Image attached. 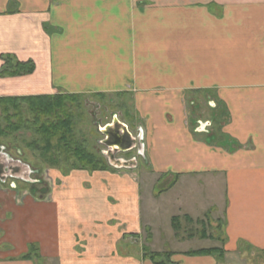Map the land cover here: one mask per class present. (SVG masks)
Wrapping results in <instances>:
<instances>
[{"label": "crops", "instance_id": "0c3cea01", "mask_svg": "<svg viewBox=\"0 0 264 264\" xmlns=\"http://www.w3.org/2000/svg\"><path fill=\"white\" fill-rule=\"evenodd\" d=\"M3 55L34 71L0 77V98L132 97L143 169L175 181L159 194L173 197L171 225L222 212V259L185 255L210 248L151 252L174 264H264V0H0V70ZM201 104L212 117L192 119ZM78 173L41 201L45 221L0 207V264H153L123 245L146 228L152 241L166 204L149 200L143 224L132 176ZM179 228L173 243L191 241ZM31 244L35 260H19Z\"/></svg>", "mask_w": 264, "mask_h": 264}, {"label": "rangeland", "instance_id": "374dc122", "mask_svg": "<svg viewBox=\"0 0 264 264\" xmlns=\"http://www.w3.org/2000/svg\"><path fill=\"white\" fill-rule=\"evenodd\" d=\"M57 95L71 97L74 96L70 102L66 103V111L72 116L73 143H75L77 146H83L84 149L91 153H95L99 157L102 156V151H104L105 153H108L107 158H111V160L114 161L122 160L123 163L121 165H126V168L123 166L121 169L115 170L118 171V173H124L126 175L132 176L131 180L141 184L143 198V224L146 220H152L154 217V214L151 215V212L149 211L147 203L149 200L153 201V197H155L156 201L154 204H166L165 214L167 218L163 217L162 215H157L158 228L156 229L155 237H153L152 241H150V243L146 241V238L149 235L151 236V229L147 230L148 228H146L145 231L142 232V239L138 237H131L129 242L130 244L124 243L123 246L125 248H129V250L132 251L133 249H138L139 247L148 248L149 246L154 251L164 250L173 252L178 250H196L202 248H215L217 246L221 247V244H223V220L221 211L215 219L211 217V214L205 215L195 221L191 220L190 222L187 221L188 219L184 220L177 218V224L180 227V230L178 231V237L182 236L184 241L188 239H191V241H186L185 243L179 244L173 243V238L171 235H173L172 229L174 226L171 225L169 218L170 215L174 214L172 206L169 204L170 199L173 197L170 194H165L162 198L159 197L158 194V192H160L162 189L167 188L168 184H165V182L160 180L156 181L155 177L150 176V174L147 173V169H143V167H146V163L143 160L145 156H141L137 149L131 151L130 153H115L113 152L114 150L106 147L107 138L105 137L104 130L107 129V127H109L110 130H115L117 127L118 130L122 132L123 130L120 126L126 123L128 133L137 138L138 120L135 111L131 106L132 97L120 95L106 96L102 94L70 95L63 93L27 97H54ZM21 107L23 114L22 118L25 122H27L26 126L14 134L7 133L8 135L0 137V146L6 149L5 152L8 153L9 156H11L16 161H19L17 163L21 169L20 176L16 177L17 179L15 180L14 184H11V187L9 186L11 179H7L6 184L0 183V207H10L11 210L8 211L7 214L15 213V215H24V217H26V223H28L29 220H32L33 222L35 218L44 219L45 221V213L42 214V212H38V210L43 205L41 201L49 200L51 198V192L53 193L54 191L55 193L59 188L69 185L71 186V184L74 183L75 178L80 175L78 172L84 173V175H89L93 172L76 169V159L68 156L69 153L60 147L58 139H43L38 131H35L33 126H29L33 121V116L28 112L26 105ZM200 107V109L196 108L190 113L192 119L199 117H212L209 111L204 106H202V104ZM216 110L217 109L214 110L215 115H217ZM0 124L1 126L4 125L2 128H5V118L1 114V109ZM134 152H136V155ZM14 165L16 166V164ZM133 165L136 166V169L139 166V173L134 174L136 169H132V167H134ZM27 174H29L30 179L34 180V182L28 180L29 177ZM169 181V178L166 179L167 183ZM34 200L39 201V203L36 204L35 202H30ZM158 206L159 205H156V207ZM159 226L163 228V232H161L162 234L158 232V230H160ZM124 228L126 227H123V229ZM1 247L5 250L13 249V246L9 244L2 245ZM31 247H33L32 251ZM36 247L37 246L32 244L28 245L27 253L30 255L29 261L35 260L33 255H35V252H37ZM21 258H23V256H20L19 260L25 261ZM1 259L2 257L0 260ZM8 259L12 262L17 260V258L13 255L9 256Z\"/></svg>", "mask_w": 264, "mask_h": 264}, {"label": "trees", "instance_id": "16d2710c", "mask_svg": "<svg viewBox=\"0 0 264 264\" xmlns=\"http://www.w3.org/2000/svg\"><path fill=\"white\" fill-rule=\"evenodd\" d=\"M3 62L0 70L1 78H14L27 76L33 73L34 65L28 61L25 63L15 61L9 55L1 56ZM74 96L57 95L54 97L42 96V97H18V98H0L1 114L5 118V128H2L0 124V137L8 134H14L24 128L27 122L22 118V107L26 105L28 112L33 116V121L29 126H33L35 131L42 136L43 139H58L59 145L66 152L68 156L75 158L77 161L78 170H84L89 172H104L113 170L107 163L104 156L99 157L95 153H91L84 149L83 146H77L73 143V128H72V116L68 113L66 103L70 102ZM73 103V102H71ZM219 107L217 106L216 109ZM220 109V108H219ZM220 111V110H217ZM223 115L222 113L219 114ZM6 133V134H5ZM8 133V134H7ZM104 159H103V158ZM161 181V180H160ZM175 183L171 181L167 188H170ZM162 192V191H160ZM158 192V194H160ZM188 219V218H187ZM177 218L172 219V225L174 229L178 228ZM190 222L191 220L188 219ZM177 226V227H176ZM149 243L151 236L146 238ZM31 247V251H32ZM142 257L151 261L153 264H174L170 261L172 253L151 252L147 247L142 248ZM186 256H213L216 255L219 259H222L224 252L220 248L202 249L198 251H189L185 253ZM22 260H29V253Z\"/></svg>", "mask_w": 264, "mask_h": 264}, {"label": "water", "instance_id": "95a60500", "mask_svg": "<svg viewBox=\"0 0 264 264\" xmlns=\"http://www.w3.org/2000/svg\"><path fill=\"white\" fill-rule=\"evenodd\" d=\"M120 127L122 128L123 131L121 132L117 128V131H115L116 133H115V136L113 137L112 141H116L118 138L121 140L123 138L124 139L123 142L126 145L127 144L128 145L125 146V147H122V146H119L116 142H112L110 140H107L106 141V147H109V149L111 148L112 150H114L113 152H115V153H118V152H127L129 150L131 151V150L137 149L138 153L141 156H144L143 155L144 154L143 153L144 152L143 135L140 133V135L137 138L133 139L131 137V134L128 133L127 127L125 125H121ZM124 130H125V132H124ZM110 131L111 130L109 129V127H107V129L104 130V134H105V137L106 138H107V134L110 133ZM102 153H103L102 155L105 157V159L107 160V163H108V165L110 167H113L114 169H121L124 166V165L123 166L121 165L123 163L122 160H115V161L114 160H111V158H107L108 157L107 156L108 153H105L104 151ZM133 168H136V166L132 167V169Z\"/></svg>", "mask_w": 264, "mask_h": 264}, {"label": "flooded vegetation", "instance_id": "af4514ba", "mask_svg": "<svg viewBox=\"0 0 264 264\" xmlns=\"http://www.w3.org/2000/svg\"><path fill=\"white\" fill-rule=\"evenodd\" d=\"M194 129L200 130V125L195 124ZM115 131H117V127L115 128V130L111 129L110 133L107 134V140L112 141L116 133ZM123 141H124L123 138L121 140L118 138L116 141H112V142H116L119 146H122V147L127 146L128 144L126 145ZM5 151L6 149L1 148L0 146V183L6 184L7 179H11L10 184H9V186L11 187V184L15 183V180L17 179L16 177L20 176L21 169L18 163L16 162V160L13 159L11 156H9V154L6 153ZM134 153L136 155V152ZM14 164H16V166ZM27 175L29 177L28 180L31 182H34V180L30 179L29 174Z\"/></svg>", "mask_w": 264, "mask_h": 264}]
</instances>
